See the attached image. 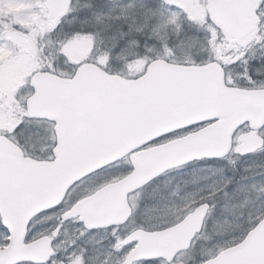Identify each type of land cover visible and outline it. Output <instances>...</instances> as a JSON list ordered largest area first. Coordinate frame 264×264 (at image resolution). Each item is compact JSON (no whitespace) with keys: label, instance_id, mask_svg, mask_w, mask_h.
<instances>
[{"label":"snow or ice","instance_id":"6c2138e0","mask_svg":"<svg viewBox=\"0 0 264 264\" xmlns=\"http://www.w3.org/2000/svg\"><path fill=\"white\" fill-rule=\"evenodd\" d=\"M0 264H264V0H0Z\"/></svg>","mask_w":264,"mask_h":264},{"label":"rangeland","instance_id":"374dc122","mask_svg":"<svg viewBox=\"0 0 264 264\" xmlns=\"http://www.w3.org/2000/svg\"><path fill=\"white\" fill-rule=\"evenodd\" d=\"M19 6H20L19 4L14 3L13 7L11 8V11H13L14 13H19L20 9L18 11L15 10V9L19 8Z\"/></svg>","mask_w":264,"mask_h":264},{"label":"bare ground","instance_id":"6f19581e","mask_svg":"<svg viewBox=\"0 0 264 264\" xmlns=\"http://www.w3.org/2000/svg\"><path fill=\"white\" fill-rule=\"evenodd\" d=\"M20 7H21V6H19V8L15 9V10H17V11H18V10L20 9Z\"/></svg>","mask_w":264,"mask_h":264}]
</instances>
